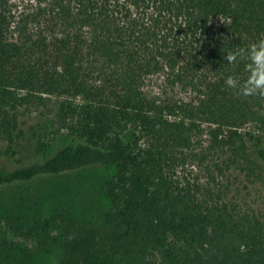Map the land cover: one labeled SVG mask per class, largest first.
<instances>
[{
  "label": "trees",
  "instance_id": "obj_1",
  "mask_svg": "<svg viewBox=\"0 0 264 264\" xmlns=\"http://www.w3.org/2000/svg\"><path fill=\"white\" fill-rule=\"evenodd\" d=\"M262 40L264 0H0V264H264ZM92 169L107 211L48 209Z\"/></svg>",
  "mask_w": 264,
  "mask_h": 264
},
{
  "label": "rangeland",
  "instance_id": "obj_2",
  "mask_svg": "<svg viewBox=\"0 0 264 264\" xmlns=\"http://www.w3.org/2000/svg\"><path fill=\"white\" fill-rule=\"evenodd\" d=\"M192 182L200 178V170L188 169ZM111 171L92 169L75 173L60 179H52L51 184L43 190L49 199L48 209L65 217L88 220L101 215L110 208L100 183ZM34 264H57V259L39 253Z\"/></svg>",
  "mask_w": 264,
  "mask_h": 264
},
{
  "label": "clouds",
  "instance_id": "obj_3",
  "mask_svg": "<svg viewBox=\"0 0 264 264\" xmlns=\"http://www.w3.org/2000/svg\"><path fill=\"white\" fill-rule=\"evenodd\" d=\"M248 51H257L259 53H264V40L260 41L258 44H253L251 48ZM237 58L236 53H227L226 59L228 63H233ZM259 62L264 65V55H261ZM247 67V66H246ZM259 79V77L257 78ZM226 83L229 86H233L235 81L233 77L229 76ZM255 88L259 90H264V82L256 83ZM243 94L245 95H251L252 91H244Z\"/></svg>",
  "mask_w": 264,
  "mask_h": 264
}]
</instances>
